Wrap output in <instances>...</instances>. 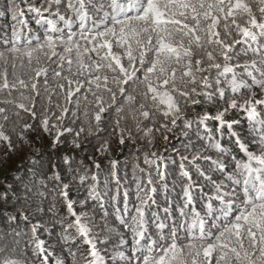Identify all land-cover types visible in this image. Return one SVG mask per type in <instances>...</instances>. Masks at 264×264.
<instances>
[{"label":"snow or ice","instance_id":"obj_1","mask_svg":"<svg viewBox=\"0 0 264 264\" xmlns=\"http://www.w3.org/2000/svg\"><path fill=\"white\" fill-rule=\"evenodd\" d=\"M130 125L144 141L122 176L113 144L139 143ZM0 145L34 157L42 186L62 185L71 227L57 242L79 239L56 264H125V248L126 264H264V0H0ZM69 145L66 156L95 153L85 160L97 173L109 161L115 190L100 215L73 202L71 177L44 171L47 149ZM6 192L0 264H18L21 243L54 264L24 210L31 192L11 205ZM56 204L44 215L58 217ZM97 222L123 233L103 245L113 258Z\"/></svg>","mask_w":264,"mask_h":264},{"label":"clouds","instance_id":"obj_2","mask_svg":"<svg viewBox=\"0 0 264 264\" xmlns=\"http://www.w3.org/2000/svg\"><path fill=\"white\" fill-rule=\"evenodd\" d=\"M212 127L213 126L211 124L208 125L210 133ZM129 130L131 135L137 138L139 143H136L135 146L130 143L125 148H119L116 144H113L114 156L112 158L115 159L116 157H119V163L123 166L120 170L122 176H124V170L127 168L130 160L135 157L136 149L141 147L144 141V137L138 135L136 126L130 125ZM240 130L242 134L249 133V129L247 128L246 124H241ZM108 135L112 136L111 133H108ZM215 135H221L220 131L217 130ZM251 135H255V133H252ZM112 139L115 140L116 137L112 136ZM222 139L227 141L230 140V137L227 134H222ZM96 143H98V141H92L93 147ZM158 143L162 144L163 142L158 141ZM170 144L171 141L169 142V145ZM16 147L17 149H20L21 146L17 144ZM43 148H47L46 142L44 143ZM53 148H55V145H53ZM70 149L71 145H69L68 148L62 147L56 152H54L52 149H47L45 156L41 157V163L43 165L44 171L48 172L50 169H58L63 171L66 177H71L69 184L73 193V202L80 203L83 201L84 203L90 205V207L85 212V215L88 217L100 215L102 211H104V209L100 207V200L102 199L105 204H107L110 200V194L115 190L114 182L112 180V172L107 170L109 167V161L105 160V170L97 173L95 169H89V165L85 160L86 155L91 157L94 156L95 153L91 152L90 149H86L85 151H81L79 153L73 152L72 155L66 156ZM121 152H123L124 155H121ZM0 153H2V155H0V186H3L0 188V192H3L4 189L7 190L6 195L11 197L8 204L11 205L15 204L18 200H22L26 195L25 189H29L31 196L27 201L24 202V210L28 211L29 215L32 216L33 219H38L41 226L45 229V231L40 233V235L45 236L47 239H51L53 241L50 247L55 249L53 262L56 264L58 259L65 258V252L71 248L72 243L79 239V236L73 232L66 240L61 239L59 242H57V237H63L64 231L67 230L68 227H71L68 222L67 213L61 212L63 204L59 202V195L62 191V185L56 184L51 179H45L43 183H45L46 186H42V178L36 175L33 171L32 162L34 157L31 155L24 156L13 152L10 157L9 153L4 151L3 145H0ZM112 171L115 170L113 169ZM10 174L15 176V178H11ZM93 176H96L97 179L93 180ZM130 176L131 170L129 169V179H125L123 181L121 188L124 184L131 183ZM81 177L85 178L83 183H81ZM90 190H94V197L89 195ZM129 190L132 191L133 188H130ZM45 192L48 194L47 202H44L41 199L42 194ZM54 200L57 201L55 211L58 214V217L44 215L42 210L43 207L47 203H51ZM94 200L95 202H93ZM29 203L34 204V206L28 207ZM17 210L20 209L18 208ZM107 210L111 211V208ZM61 223L63 230L58 227V225ZM53 228H57L56 236L51 235V229ZM92 231L101 242L100 251L107 254H113L110 256V258L115 257L117 254L113 253L114 245L109 244L107 248H105L103 245L107 244L109 240L114 238L113 233L119 236H122L123 233H119L116 229H112L111 231L101 229L99 227V222L93 225ZM82 249L83 245L79 244L76 246V249H73V251H79L80 255H83ZM12 250L19 257L18 264H41L40 260L34 254V250H32L30 246H25V244L21 243ZM127 251L128 249L125 248L123 253H118L119 257L125 261V264L130 259V257L124 254Z\"/></svg>","mask_w":264,"mask_h":264},{"label":"trees","instance_id":"obj_3","mask_svg":"<svg viewBox=\"0 0 264 264\" xmlns=\"http://www.w3.org/2000/svg\"><path fill=\"white\" fill-rule=\"evenodd\" d=\"M10 177L13 178V179L15 178V176H12L11 174H10ZM6 182H7V181H6Z\"/></svg>","mask_w":264,"mask_h":264}]
</instances>
